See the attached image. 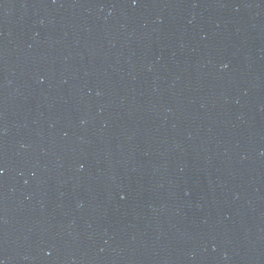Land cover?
Segmentation results:
<instances>
[{
	"label": "water",
	"instance_id": "obj_1",
	"mask_svg": "<svg viewBox=\"0 0 264 264\" xmlns=\"http://www.w3.org/2000/svg\"><path fill=\"white\" fill-rule=\"evenodd\" d=\"M0 264H264V0H0Z\"/></svg>",
	"mask_w": 264,
	"mask_h": 264
}]
</instances>
